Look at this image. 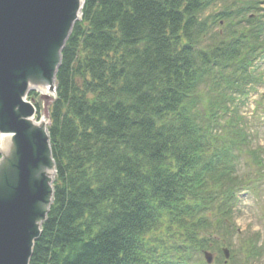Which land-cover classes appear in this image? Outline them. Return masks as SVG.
Segmentation results:
<instances>
[{
  "label": "trees",
  "instance_id": "16d2710c",
  "mask_svg": "<svg viewBox=\"0 0 264 264\" xmlns=\"http://www.w3.org/2000/svg\"><path fill=\"white\" fill-rule=\"evenodd\" d=\"M263 22L264 0H84L46 115L53 197L28 264H191L220 251L210 229L228 225L235 151L250 142L235 116L217 123L242 84L261 83Z\"/></svg>",
  "mask_w": 264,
  "mask_h": 264
},
{
  "label": "water",
  "instance_id": "95a60500",
  "mask_svg": "<svg viewBox=\"0 0 264 264\" xmlns=\"http://www.w3.org/2000/svg\"><path fill=\"white\" fill-rule=\"evenodd\" d=\"M77 8L78 0H0V129L7 127L13 132V147H17L19 156L17 193L10 200L0 199V264L29 263L34 241L52 201L53 189L47 209L40 216L39 228L34 232L33 206L45 198L46 189L43 181L35 186L29 183L28 167L49 162L55 172V164L47 128L46 139L41 138V130L36 128L32 132L36 140L34 147L27 137L30 126L26 116H19L17 112L35 111L21 96L26 89L27 75L51 74L55 82L61 49L75 22L73 13ZM55 50L58 59L53 74L48 57ZM55 89L54 84V93ZM47 149L48 159L43 155ZM224 253L228 258L227 250ZM205 257L211 262L210 254L206 253Z\"/></svg>",
  "mask_w": 264,
  "mask_h": 264
},
{
  "label": "rangeland",
  "instance_id": "374dc122",
  "mask_svg": "<svg viewBox=\"0 0 264 264\" xmlns=\"http://www.w3.org/2000/svg\"><path fill=\"white\" fill-rule=\"evenodd\" d=\"M240 1L250 2L251 0ZM228 2L209 8L204 14L210 15L213 12L219 11L227 5ZM262 11V9L258 11L255 10L252 14L254 16L255 14L260 16ZM261 35L260 42L263 49L264 29L262 30ZM255 67L258 69L257 77L262 79L261 84H256L257 89H254L252 86L248 91L243 92L240 97L238 94L234 96L230 102L228 100V103L227 97L222 96L218 99L221 102L216 104V107L218 105L220 106L218 110V114H220L225 103H227V106H225V112L219 115L220 120L217 123V127L223 129L225 127V121L228 118L232 119V116H235L234 120L237 126L240 127L243 122H245L248 133L247 141L250 142L242 146L241 151H235V154L238 157V163L235 164L234 170L236 169V177L240 180V187L235 190L238 198L234 200L235 202L232 204L230 211L226 214V220L228 221V229L230 232L227 233L226 228L223 225L215 222L210 229L219 241V249L227 247L230 250L231 257L228 259L229 261L227 264H264V63L259 67L255 65ZM250 82H252V80L246 81V83ZM251 85L245 84L244 89H247ZM240 90L242 91V88ZM31 92H34V94L32 95ZM244 94L247 95V98ZM29 97H31V100H34L33 103L39 111L40 119H44L47 123L46 115L50 102L52 98H54V93L43 95L36 89H31ZM211 97L213 96L207 93V96L203 98L204 104H201L200 107L201 114L206 113L205 108H211L210 104L213 101ZM227 107L236 109L233 112H230L229 110H226ZM229 113L232 115H229ZM222 131L226 134H233L234 129L229 128V130ZM256 153L257 155H255ZM254 159L260 164H255L253 162ZM223 215L224 214L213 217L212 219H223L225 217ZM251 237L254 239L258 237V247L255 250H252L254 248V242H250L249 238ZM179 240L182 239L179 238ZM208 251L211 252L214 257V260H212L210 264H225L221 250L218 251V249L210 246ZM178 256L179 254L177 253L173 255L174 258H178ZM192 256L191 264H208L203 257L202 252L198 255L193 254Z\"/></svg>",
  "mask_w": 264,
  "mask_h": 264
},
{
  "label": "bare ground",
  "instance_id": "6f19581e",
  "mask_svg": "<svg viewBox=\"0 0 264 264\" xmlns=\"http://www.w3.org/2000/svg\"><path fill=\"white\" fill-rule=\"evenodd\" d=\"M82 4V0H78V8L73 13V19L77 21L80 18V6ZM58 59L57 50L52 53V56L48 57V62L50 64V70L54 74L56 63ZM25 85L26 89L23 94H21L22 98L28 102L29 101V92L31 89H36L43 95H50L54 93V78L53 76L47 75H35L30 74L25 78ZM19 116H26V119L29 123L30 128L27 130V137L35 147L36 140L33 138L32 132L37 128L41 130V138H47L46 128L47 124L44 119L37 120L36 109L33 113H28L25 110L17 112ZM13 132L9 131L7 127L0 129V199L1 200H10L12 199L17 193V183L19 180V173H18V154H17V147H13ZM44 144V143H43ZM16 150V153H15ZM44 157L48 159V149L44 152ZM29 173V183L31 185H37L40 181L44 182L46 195L45 198L42 200H38L35 203L36 215L34 216V223L35 228L33 231L36 232V229L39 228L41 223L40 216L43 215L47 209V202L50 200V196L52 194V182L54 177V170L53 166L49 162H39L36 165L32 166L29 165L28 167ZM35 190V188H31ZM33 212V211H32Z\"/></svg>",
  "mask_w": 264,
  "mask_h": 264
}]
</instances>
